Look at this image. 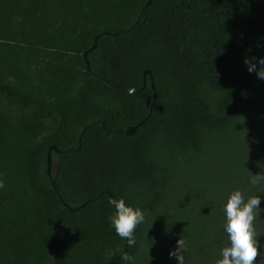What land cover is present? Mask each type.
<instances>
[{
	"label": "trees",
	"instance_id": "1",
	"mask_svg": "<svg viewBox=\"0 0 264 264\" xmlns=\"http://www.w3.org/2000/svg\"><path fill=\"white\" fill-rule=\"evenodd\" d=\"M146 1L0 0V264H124L110 262L125 240L107 219L109 199L145 213L126 250L135 264L151 263L137 261L151 241L163 247L160 264H176L178 239L184 264H216L229 244L223 205L237 188L225 183L223 203H189L177 170L213 155L211 133L247 109L242 61L264 44V0H151L140 14ZM94 37L87 61L98 78L83 60ZM51 145L63 151L51 153L54 188ZM246 184L245 199L264 206V180ZM55 190L84 206L70 212ZM253 227L254 264H264V213Z\"/></svg>",
	"mask_w": 264,
	"mask_h": 264
},
{
	"label": "rangeland",
	"instance_id": "2",
	"mask_svg": "<svg viewBox=\"0 0 264 264\" xmlns=\"http://www.w3.org/2000/svg\"><path fill=\"white\" fill-rule=\"evenodd\" d=\"M264 56V44L248 53L242 61V69L250 83V102L243 116L229 129L214 131L209 136L216 148L213 155L198 158L192 166L177 170V182L187 187L192 197L189 203H210L221 196L227 185L246 188L252 171L264 170V79H259L255 72L249 73L245 59ZM252 80L256 82L252 97ZM252 99L257 116L252 119ZM195 165V166H194ZM261 170V171H260ZM242 171L244 172L242 174ZM251 184V183H250ZM232 188V189H233ZM234 190V189H233ZM229 192V191H228ZM184 195L185 191H182ZM194 198V199H193ZM216 199V203H223ZM175 203H183L177 200ZM152 236V235H151ZM142 244L137 261L160 264L163 247L159 243Z\"/></svg>",
	"mask_w": 264,
	"mask_h": 264
},
{
	"label": "clouds",
	"instance_id": "3",
	"mask_svg": "<svg viewBox=\"0 0 264 264\" xmlns=\"http://www.w3.org/2000/svg\"><path fill=\"white\" fill-rule=\"evenodd\" d=\"M244 63L249 73L255 72L259 79H264V56L245 59ZM261 180H264V175L252 174L249 183L255 185ZM0 187H3L2 182ZM108 202L113 208L107 218L110 226L128 246H133L136 243L134 229L145 221L144 211L139 207L126 205L123 198L109 199ZM223 212L225 219L222 227L229 244L220 250L221 258L216 264H254L258 256L259 241L253 221L264 213L261 197L252 195L245 199L241 190H233L223 205ZM185 250L184 240L178 239L175 248L168 252V256L175 258L176 264H184ZM108 255L112 256L111 250H108ZM119 259L124 264H135V258L127 252H122Z\"/></svg>",
	"mask_w": 264,
	"mask_h": 264
},
{
	"label": "water",
	"instance_id": "4",
	"mask_svg": "<svg viewBox=\"0 0 264 264\" xmlns=\"http://www.w3.org/2000/svg\"><path fill=\"white\" fill-rule=\"evenodd\" d=\"M150 1L151 0H147L146 1V3L143 5V7H142V9H141V11H140V14L143 12V10L148 6V4L150 3ZM119 33H107V32H103V33H101V35H118ZM96 39H97V37H94L93 38V44H92V46L90 47V49L88 50V51H86V52H84L83 53V60H84V62H85V66H86V71L87 72H89V73H91L92 75H93V77H95V78H98V76L97 75H95V74H93L92 72H91V70H90V68H89V63H88V61H87V53L89 52V51H91V50H93L95 47H96ZM146 75H148L149 76V85H150V88H151V90H152V92H153V100H155V93H154V85H153V80H152V76H151V74H150V72L148 71V70H146V71H144V73H143V79H144V77L146 76ZM100 79V78H99ZM102 82H105L103 79H100ZM106 83V82H105ZM143 85H145V81L143 80ZM122 90H124V91H126V92H128V93H133V92H135V91H137V90H135L134 88H121ZM153 104V103H152ZM152 104H151V106H152ZM151 111V107H150V109H149V112ZM147 118V117H146ZM146 118H144L143 120H141L140 122H138L136 125H134V126H130V127H128L125 131H124V133H125V135L126 136H128V137H130V136H132L133 134H134V132H135V130L146 120ZM95 122H99V121H95ZM100 125H101V130H102V133L104 134V135H106V136H108L109 135V133H106L105 132V130H104V126H103V123H100ZM89 125H87L86 127H84V128H82V130H81V133H80V135H79V137H78V142H80V138H81V135H82V133L84 132V130L88 127ZM66 151H68V150H66ZM52 152H54V153H57V154H60V153H63V151H59L57 148H56V146H54V145H51V146H49L48 147V149H47V158H46V168H45V174L48 176V178H49V180H50V182H51V186L54 188V185H53V183H52V178H51V164H52V157H51V153ZM55 193H56V195L59 197V199H60V202H61V204L64 206V207H66L70 212H73V211H76V210H78V209H80V208H82L83 206H84V204H81V205H79L78 207H74V208H72V207H70L67 203H65L61 198H60V196H59V193L55 190ZM108 195H109V197L111 198V194L110 193H107ZM126 250H127V244H126V242H124V245H123V249H122V251H121V253L117 256V257H115V258H113L110 262H112V261H115V260H117V259H119V257H120V255L122 254V252H126ZM105 264H109V263H105Z\"/></svg>",
	"mask_w": 264,
	"mask_h": 264
}]
</instances>
